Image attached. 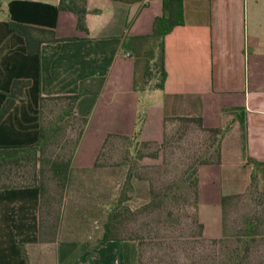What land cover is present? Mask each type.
Here are the masks:
<instances>
[{"label": "crops", "instance_id": "1", "mask_svg": "<svg viewBox=\"0 0 264 264\" xmlns=\"http://www.w3.org/2000/svg\"><path fill=\"white\" fill-rule=\"evenodd\" d=\"M87 9L83 30L60 0H0V108L14 79L31 80L26 100L0 123V148L38 142L41 95L75 94L82 81L104 77L100 92L74 105L87 118L81 141L91 128L99 134L89 163H74L91 167L109 133L161 139L170 117H202L222 134L218 160L205 169L197 217L204 236L221 237L228 230L223 197L247 193L253 174L264 182V0H185V23L165 38V86L144 90L134 87L135 40L152 33L162 0H87ZM9 20L65 39L29 54ZM40 204L39 186L0 189V264H25L21 245L31 264H138L135 240L95 250L88 239L42 242Z\"/></svg>", "mask_w": 264, "mask_h": 264}, {"label": "rangeland", "instance_id": "2", "mask_svg": "<svg viewBox=\"0 0 264 264\" xmlns=\"http://www.w3.org/2000/svg\"><path fill=\"white\" fill-rule=\"evenodd\" d=\"M152 50L154 58L149 55ZM158 53L155 41L144 43L138 68L141 83L146 68L157 74ZM66 108L61 101L45 107L48 142L58 143L49 148L55 150L54 156L79 128L80 118L66 115ZM121 135L109 138L98 165L79 166L73 158L65 186L50 178L43 219L45 226H55L57 239H88L95 250L116 207L122 221L119 236L140 244L138 264H264L263 181L227 202L226 233L219 238L201 233L196 214L199 193L205 169L218 159L219 135L180 119L167 120L161 139H143L137 132ZM98 140L91 128L74 153L77 163H89Z\"/></svg>", "mask_w": 264, "mask_h": 264}, {"label": "trees", "instance_id": "3", "mask_svg": "<svg viewBox=\"0 0 264 264\" xmlns=\"http://www.w3.org/2000/svg\"><path fill=\"white\" fill-rule=\"evenodd\" d=\"M184 1L185 0H162V13L157 16L154 20L153 31L149 35L137 36L136 46L134 49V55L136 58L137 71L135 75V90L144 89H163L165 86V81L167 79V69L165 65V38L166 36L176 27L185 23V11H184ZM60 8L65 10H71L78 15V27L80 29L86 30V16H87V0H60ZM10 27L17 33L21 34L26 41L27 52L29 54H36L41 51V46L46 42H57L65 38H60L57 36L55 30L50 28H44L39 26H34L22 22H17L9 20ZM155 41L159 49V69L157 74H152L149 67L146 68L144 80L139 81L138 68L142 47L147 41ZM151 58H154L156 52L154 50L149 52ZM156 80V83L148 86L150 80ZM104 77H95L89 80H84L81 82L80 90L75 94L67 95H52L40 97V137L38 142L30 147H1L0 148V189L2 188H14V187H29V186H39L41 193V204H40V225H39V235L42 242H54L57 240V230L55 226L47 227L45 226L43 219V208L45 204V195L48 190V182L50 178L58 179L62 186L68 181L71 165L74 158V153L78 149L81 142L85 126L87 123V118L79 117L74 111V105L78 99L88 93H98L100 92L103 84ZM96 83V87L92 83ZM31 85L30 79L16 78L13 80L11 91L8 93L6 100L4 101L2 107L0 108V123L4 117L13 109V107L19 103L26 100L25 89ZM51 101H61L66 103V115L73 113L80 118L79 128L75 129L76 136L67 140V144L63 146L60 153L55 154V150H50V146L57 145L55 141L48 142V135L46 126L44 124V111L48 102ZM169 119H180L185 121H195L201 127L212 131L215 134H222V130L212 127H206L203 122L202 117L198 116H176L170 117ZM113 135H121L116 133H109L102 145L95 165H98L99 156L105 144L108 142L109 138ZM122 136V135H121ZM62 139V138H61ZM60 139V140H61ZM51 151V155L48 152ZM217 152L219 155V142L217 147ZM218 160V159H217ZM251 162L259 163L252 160ZM49 174L51 176H49ZM257 186V177L255 174L252 176L251 185L248 189L251 190L252 187ZM240 196V194L229 195L223 197V205L231 199ZM197 214V213H196ZM201 233L203 234L204 226L199 221ZM122 224L120 218V212L115 207L112 209L108 215L107 221L104 223V233L102 236V242H107L111 240H135L134 238H122L120 234V225ZM136 241V240H135ZM139 244V243H138ZM137 244V245H138ZM23 257L25 264H31L29 260V255L27 249L24 245H21ZM138 262H140L141 248L140 244L138 246ZM88 264V263H86ZM90 264V263H89Z\"/></svg>", "mask_w": 264, "mask_h": 264}]
</instances>
